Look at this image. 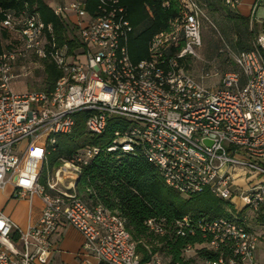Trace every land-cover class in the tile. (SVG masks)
I'll use <instances>...</instances> for the list:
<instances>
[{
	"label": "built area",
	"instance_id": "2783aa9c",
	"mask_svg": "<svg viewBox=\"0 0 264 264\" xmlns=\"http://www.w3.org/2000/svg\"><path fill=\"white\" fill-rule=\"evenodd\" d=\"M55 1L50 7L68 25L63 42L36 9H0V26L8 34L0 49V190L12 184L17 198L43 200L39 220L26 228L0 209V264H47L61 222L77 229L83 249L107 264H174L160 252L144 260L125 219L78 193L83 167L104 150L144 157L183 197L209 190L233 203L228 217L184 216L174 223L176 233H201L205 240L195 246L219 253L205 264H261L256 252L264 232L248 226L246 211L264 214V33L237 53V70L210 86L205 80L217 74L210 61L200 76L191 70L203 44L207 3L179 0L169 28L152 37L149 57L135 63L127 45L133 28L120 0H95L92 12L89 0ZM223 2L236 9L241 0ZM261 5L264 0H256L253 12ZM225 47L221 52L229 53ZM45 61L61 72L52 89H14L31 65L43 68ZM79 112L86 114L92 136L104 135L114 118L123 121L105 148L84 146L52 173L49 155L58 135L73 132ZM239 178L249 181L238 192ZM165 222L149 218L146 225L163 235Z\"/></svg>",
	"mask_w": 264,
	"mask_h": 264
},
{
	"label": "trees",
	"instance_id": "16d2710c",
	"mask_svg": "<svg viewBox=\"0 0 264 264\" xmlns=\"http://www.w3.org/2000/svg\"><path fill=\"white\" fill-rule=\"evenodd\" d=\"M87 9L93 11L95 0H89ZM127 9V17L133 28L128 39V51L133 62L149 57L152 37L169 28L170 20L180 12L179 0H120ZM25 7L36 9L45 23H52L60 42L68 40V25L55 15L46 0H0V9L21 11ZM236 32L235 46L239 50L253 47L256 37L264 33V22L251 25L250 18L239 15L228 19ZM8 37L7 32L2 33ZM71 45H75L70 41ZM3 44L0 38V49ZM45 87L52 89L60 70L48 61L44 62ZM74 130L68 135H58V145L48 158L52 173L61 165L62 158H68L78 149L91 145L106 147L114 137V131L123 121L111 120L104 135H89L86 128V114L75 115ZM44 178V177H43ZM43 180V179H42ZM41 180V181H42ZM45 180V178H44ZM43 180V181H44ZM78 193L92 206L101 204L117 211L124 219L127 230L137 244V250L147 260L151 254L160 252L176 264H192L194 258L186 256L188 246L204 242L200 232L178 235L174 223L188 215L192 218H215L231 216L228 208L235 210L233 203L217 198L209 190L183 197L164 182L159 170L142 156H132L120 150L102 151L87 166H84L78 180ZM227 207V208H226ZM149 218H165V233L149 231ZM149 247V250L147 249ZM219 253L199 249V257L205 261L218 258Z\"/></svg>",
	"mask_w": 264,
	"mask_h": 264
},
{
	"label": "rangeland",
	"instance_id": "374dc122",
	"mask_svg": "<svg viewBox=\"0 0 264 264\" xmlns=\"http://www.w3.org/2000/svg\"><path fill=\"white\" fill-rule=\"evenodd\" d=\"M201 2L207 3L208 8L206 14L208 20H204L202 29V46L198 47L197 53L198 59H191L194 63L191 67L192 72L196 76H200L202 73V68L204 66V61H210L215 67L217 74L215 78L205 80V83L210 86H214L218 81L221 74L228 70H237L235 64V56L240 51L236 47V32L230 26L227 10L225 8V3L223 0H199ZM46 2L51 7L56 6L55 0H46ZM257 16L264 17V6L261 5L257 10ZM3 46H7L8 37L3 40ZM228 45L229 53L221 52V49L226 48ZM44 66V65H43ZM42 66V67H43ZM44 68L38 65H31L29 69V75L27 77L17 78L12 86L16 91H22L26 88L29 89H40L45 87V72ZM65 179V178H64ZM240 204V202H239ZM227 208V207H226ZM264 214H259L258 212L253 213L251 210L246 211V217L248 220V226L257 232L263 233L264 228H262ZM257 259L261 264H264V239H261L257 248ZM187 257L194 258L192 264H205L206 261L199 257V248L197 246L192 247L189 251H186Z\"/></svg>",
	"mask_w": 264,
	"mask_h": 264
},
{
	"label": "crops",
	"instance_id": "0c3cea01",
	"mask_svg": "<svg viewBox=\"0 0 264 264\" xmlns=\"http://www.w3.org/2000/svg\"><path fill=\"white\" fill-rule=\"evenodd\" d=\"M255 2L256 0H241L236 9H230L227 5H225L228 18L230 19L231 16L239 15L250 18V23L252 26H258V24L261 25L264 22V17L258 18V8L255 12H253V5ZM3 32L4 31L0 26V38L2 43L5 38L2 36ZM260 34H262V32ZM257 38L258 36L256 37V40ZM43 180L42 182L47 181L46 178L44 181ZM64 180L65 182L69 181L68 178H65ZM248 181L249 178L237 179L235 182L237 191L239 192L241 188L245 189L248 187ZM255 182H258V179L255 180ZM14 195V186L12 184H7L3 189H1L0 209L5 214L10 216L16 222V224L22 228H26L29 225L35 224L41 216L43 208L42 198L38 195H34L31 198H17ZM240 200L241 199L239 196H236L233 200L236 202L237 208L239 209L243 206V203ZM262 239H264V237H262ZM51 243L52 249L47 264H107L98 260L94 255L87 253L83 249V235H81L77 229L66 222H61L58 230L51 237Z\"/></svg>",
	"mask_w": 264,
	"mask_h": 264
}]
</instances>
